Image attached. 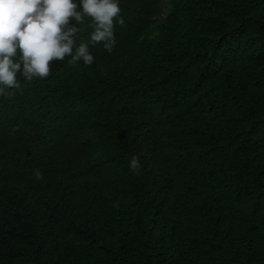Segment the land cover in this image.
<instances>
[{"label": "trees", "instance_id": "16d2710c", "mask_svg": "<svg viewBox=\"0 0 264 264\" xmlns=\"http://www.w3.org/2000/svg\"><path fill=\"white\" fill-rule=\"evenodd\" d=\"M120 8L0 97V264H264V0Z\"/></svg>", "mask_w": 264, "mask_h": 264}, {"label": "clouds", "instance_id": "9594fccd", "mask_svg": "<svg viewBox=\"0 0 264 264\" xmlns=\"http://www.w3.org/2000/svg\"><path fill=\"white\" fill-rule=\"evenodd\" d=\"M120 13V0H0V97L13 95L21 80L48 78L51 62L68 58L72 64H93L90 46L101 44L111 53L114 24H124ZM85 18L92 31L87 41L77 43ZM128 167L134 174L140 171L137 156H131Z\"/></svg>", "mask_w": 264, "mask_h": 264}]
</instances>
